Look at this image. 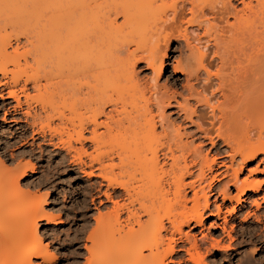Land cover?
<instances>
[{"label":"bare ground","instance_id":"bare-ground-1","mask_svg":"<svg viewBox=\"0 0 264 264\" xmlns=\"http://www.w3.org/2000/svg\"><path fill=\"white\" fill-rule=\"evenodd\" d=\"M2 4L8 8L0 11V31L8 25L14 34L0 33V120L12 125L14 144L40 140L64 152L73 169L99 180L97 193L111 205L94 219L83 264H168L178 253L185 255L183 264H207L198 240L183 230L201 227L210 210L206 191L213 189L205 171L218 166L224 173L217 176H228L216 189L223 206L254 204L252 196L264 193V183L239 179L246 165L260 157L264 164V0ZM196 30L206 36L213 31V44L209 36L202 42ZM174 43L178 57L169 64ZM142 63L153 86L138 79L135 70ZM168 67L179 93L158 85ZM171 109L216 157L182 140L180 126L166 115ZM37 145L43 157L47 150ZM11 147L0 149V216L11 214L5 222L0 217V264H53L55 255L39 229L40 222L54 220L43 209L47 195L25 180L35 174L36 155L33 150L8 153ZM221 154L226 156L218 162ZM85 156L89 163L82 161ZM190 156L201 157L202 168L197 182L186 183L198 167L196 159L187 164ZM249 170L264 174V165ZM186 188L192 191L189 199ZM222 213L216 206L209 214L215 220L211 227L226 228ZM258 239L264 245V236ZM209 246L221 249L216 241ZM99 248L104 258L94 255ZM258 252L256 247L251 253Z\"/></svg>","mask_w":264,"mask_h":264},{"label":"rangeland","instance_id":"rangeland-1","mask_svg":"<svg viewBox=\"0 0 264 264\" xmlns=\"http://www.w3.org/2000/svg\"><path fill=\"white\" fill-rule=\"evenodd\" d=\"M237 7L240 8L241 6H237ZM4 8H8V7L2 4V0H0V9H2L0 11L3 10L6 11V9ZM186 16L187 18L189 17L188 15ZM1 19H0V26H2L4 23ZM118 21L121 22V19H119ZM230 22H232V19H230ZM6 27H7L6 30L0 31L1 35L6 36L8 34L9 36L10 32L14 34L10 26L6 25ZM196 32H198L197 33L198 36L200 35L199 38L202 39V42L209 39V37H210L209 41L211 43L214 41L213 39L214 35H212L213 31H210L209 34H207V36L209 37L204 35L203 34L204 31L202 30H198V31L196 30ZM202 42H200V44ZM210 42L209 45H211ZM11 44L12 46L15 45L13 39L11 40ZM176 46H177L176 43H174L171 46L172 50H170L169 53L170 55L169 64H171L172 60L174 59L172 57H178L177 52L172 53V51L175 48L178 49ZM211 49L212 47H210V50H208L207 52L208 59L210 55L211 56L213 55ZM222 52L223 51L221 50V53ZM221 53L219 51V54ZM222 54H225V52H223ZM211 56L210 59H212ZM208 59L206 61L210 62L209 61L210 59L209 60ZM215 64L212 63L210 67L211 70L208 69L210 70V72L212 71L211 73L216 72V68H215L216 66L215 67L213 66ZM191 65L192 67L195 68V64L193 61L191 62ZM137 67L138 68H136L135 71L137 72V76L138 79L140 80V83L143 84L144 82H146L149 83L148 84L149 87L151 86V84L153 86L154 85L153 82L149 81L151 77L150 71L148 69H145L143 63L138 65ZM171 77H172L171 68L168 67L166 68V71L162 74V77L158 80V85L160 86L166 85V88L169 90L171 89L172 91H176L178 93L181 92L179 85L178 86L173 85V82L171 81ZM180 79H182V76H180ZM178 100L180 99L178 98ZM166 115L170 117V120L171 122H173L174 126L176 127L180 126L182 140L185 143H192V145L190 146H192L193 148L201 146L202 152L204 153V154L202 153V155L209 154V158L211 156L216 157L213 151L210 152L211 149L207 141L202 142L197 136L195 137L194 136L195 128L190 124L188 125L187 122L186 123L183 122V120L180 117L181 115L177 114L175 109L167 110ZM0 119H2V112H0ZM11 126L12 125L4 124L2 120H0V144H1L0 149L1 148L3 149L4 145L9 143L12 144L13 147L7 150L8 153L15 152L18 150H24V151L33 150L34 154L36 155L37 160L34 161L35 174L28 173L25 180L28 181V183L31 182L34 185L36 184V186L38 185L40 186L38 188L39 195H44V194L47 195L46 203L43 206V209L45 212L51 214L54 220H53V224H45V222H40L41 224H39V229L42 231L41 233H45L44 235L48 238L46 240V243L50 244V245L48 244V246L50 247L52 253L55 255V260L53 264H83L86 257H88L87 253L85 252V249H83V246L84 244L89 245V243H87L85 239L90 234L91 229L93 230L94 229L93 227H95L94 219L96 218V216H98L97 215L98 211L104 214L107 212L105 210L110 209L111 207L109 203L105 202V199L102 196V194L97 193L96 187L97 184L99 183L98 182L99 180L96 178H93L92 180L87 179L85 176H83L82 173H79V171H76L70 166L69 162L67 161L69 159L68 157L65 158L64 152L54 151L53 148L50 147L46 148L45 145L41 144L40 140H35L33 144L30 141L28 144L23 146H21L22 143H19L20 145L18 143L14 144V141L16 142L17 139L14 138L15 137L14 135L16 134L13 132L14 129H11ZM101 130L100 132L104 131L103 129ZM37 144H39V146L41 145L40 147L44 148V150L45 149L47 150V152L45 153L46 155L44 154L43 157H39L38 155L39 150L38 148H36L38 147ZM221 145L222 144L220 142L219 146L221 147ZM224 149L225 148H222V150ZM223 156L225 157L226 155L221 154L220 159L217 157L218 158L217 161L220 162L221 157L223 160ZM191 157L192 156L187 158L188 159L187 164L191 165L193 161L196 159L194 162L198 164V167L193 168L194 170L191 167L192 169L191 171L194 176L185 179L186 183L187 182L189 183L190 181L197 182L198 179H200L195 176L198 174L197 170H199L198 168L200 167V165L202 168L201 161L203 159L201 157L200 159L194 157L191 158ZM63 158L66 159L65 160L66 162H64L61 166L57 167V163L59 162L60 159ZM81 159L82 161L84 160L86 163L87 162L89 163L88 161L89 159L86 158V156L81 157ZM260 159L261 157L258 160L252 162L251 164L246 165L244 170L240 173L239 179L240 180L245 178L250 180L253 179L257 182L264 183L262 182L264 181V174H258V173L249 174L250 171L249 169L253 170L256 167V165H260V169L261 168L263 169L264 164H261ZM226 164L228 165L227 161ZM222 171H224V169L223 168L220 169L218 166H214L211 171H207V170L205 171V179L207 180V184L209 182L213 189L212 192H209V190L206 191L209 198L210 210L205 212L204 223L201 227H196L193 229L183 228L184 233H188L190 236H193L196 238V240H198L199 244L202 246V253L205 254L204 257L206 259L205 262L207 264H264V260L262 259L264 257V245H261V243L258 241L259 237L264 236L263 235L264 234V202H263L264 193L261 192L259 196H255V197L252 196L251 201H254V204L253 202H249V203L241 202L240 204H236V202L235 203L227 202L223 206L221 202V198L216 195V189L219 188L228 179V176L225 175L217 176L220 172L222 173ZM212 175L215 176L216 180L212 181V177H213ZM198 184L199 183H196V185ZM104 189L105 188H101L102 193L105 191ZM262 189H264V185H262ZM185 191L188 199L191 198L192 191L188 188H186ZM231 192H232V196L236 194L235 193L236 191L233 189H231ZM213 194L214 197L212 196ZM249 195L250 194H248L244 199H246ZM99 201H101L102 205L99 204ZM255 202L258 206H255L256 205ZM216 206L221 207V210L223 212L222 217L223 218L225 217V219L227 218L226 224L228 226L226 225V228L224 230L210 226L215 222V220L214 218H211L209 214L215 211ZM231 209L234 211H231ZM229 211L230 214L228 213ZM2 214L3 213H1V215ZM10 215L6 216L4 214V216L2 215L0 217L2 221L5 222L10 219L9 218ZM220 222L221 221H219L218 223ZM212 241H216L220 243L221 249H212L209 246V243ZM177 242L179 246L182 245V242L179 241ZM256 247L260 249L258 255H254L251 253L256 249ZM95 253L96 254L94 255L100 258L101 257L104 258L106 255L104 248H99V250H97ZM184 258L185 255L183 253H178L172 257V259L170 260L171 262H168V264H183L182 262L184 261L183 260Z\"/></svg>","mask_w":264,"mask_h":264}]
</instances>
